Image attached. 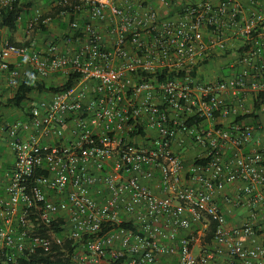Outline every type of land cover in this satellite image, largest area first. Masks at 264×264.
I'll list each match as a JSON object with an SVG mask.
<instances>
[{"label": "built area", "instance_id": "1", "mask_svg": "<svg viewBox=\"0 0 264 264\" xmlns=\"http://www.w3.org/2000/svg\"><path fill=\"white\" fill-rule=\"evenodd\" d=\"M72 2L61 45L0 42L12 88L75 75L0 126V264H264V0Z\"/></svg>", "mask_w": 264, "mask_h": 264}, {"label": "crops", "instance_id": "2", "mask_svg": "<svg viewBox=\"0 0 264 264\" xmlns=\"http://www.w3.org/2000/svg\"><path fill=\"white\" fill-rule=\"evenodd\" d=\"M24 3L30 1L31 6L28 8H25V13L23 14V18L20 19L17 29L15 31H8L7 29L3 28L0 30V42L3 39H8L13 42H21V43H28L33 44L35 48H42L45 46V44L48 41H54L55 43L61 45L64 41V38L66 36V32L68 31V25L70 20L73 18H79L80 23H84L89 19V15L86 9L81 8L78 15L77 13L71 15L69 13H65L62 15H55V18H50V21L45 24L46 30L40 31L39 29H35L32 32L28 33L26 32V21L33 15V12L37 9L39 10L43 15L47 14L49 12H53V7L56 4V0H21ZM145 3L155 8L159 14L165 15L167 13L173 14L174 12H177L180 7L181 3L184 5L188 2H194L197 0H171L170 4L165 5L160 0H144ZM217 1V0H212ZM246 3V1H244ZM172 6H176L177 10L172 12ZM78 15V16H75ZM232 57V56H231ZM229 61L231 59H228ZM17 61L20 62V58H11L10 62L15 64ZM224 58L217 57L215 60H210L209 63L202 66V77L205 80L208 79H215L218 75L222 73V69L226 68ZM220 65V70L217 65ZM215 65L219 72L217 71L214 74H212L213 78H207L206 76L209 74L210 69H212V66ZM224 65V66H222ZM228 70L226 71V73ZM62 75L59 73H54L49 75L48 77L44 78L42 81L46 84L51 85H59L63 80ZM15 91V88H12L8 85L6 73L4 71H0V126L4 123H14L16 121H22L26 119V110L27 105L29 103H36L37 99L44 95V93H37V92H31L27 95L26 100H24L23 108H17V107H10V106H4L3 102L11 97ZM260 121L264 123V115L259 117ZM4 144V145H3ZM7 145V137L5 133L3 132V129L0 127V170L2 173H6L10 170L12 164H13V154L11 151V154H6V150L4 146ZM218 202L224 206L223 201L221 199L218 200ZM242 214V211H236V215H227L229 221H236V219L239 217V215Z\"/></svg>", "mask_w": 264, "mask_h": 264}, {"label": "trees", "instance_id": "3", "mask_svg": "<svg viewBox=\"0 0 264 264\" xmlns=\"http://www.w3.org/2000/svg\"><path fill=\"white\" fill-rule=\"evenodd\" d=\"M57 2V0H56ZM77 4L76 2H72L71 5H66V6H60L55 4V6L53 7V12H49L47 14L42 15L41 18H39V22L37 25V29H39L40 31H45L46 30V26L45 24H43L41 21L42 19L46 18V17H50V18H55V15H57L60 11H65L68 12L69 14L73 15V11H74V5ZM31 6V2H23L21 0H13L8 6L4 7L1 9L0 11V29H7L8 31H15L17 29L18 23L20 21L21 18H23V14L25 13V8H28ZM175 10H177L176 6H172V12H174ZM11 41V39L9 40ZM210 58H206V60H204V65H206L207 63H209ZM222 73H226V71H224V69H222ZM74 78L75 75L72 74L71 76H69L68 78H66V80L60 84V85H51V84H46L45 82H43L42 80H25L22 81L18 87L15 89L13 95L9 98H7L4 102L3 105L4 106H10V107H19V108H23L24 105V100H26L27 95L31 92H37V93H43V92H57L60 90H64L67 89L69 87H71L74 84ZM264 99V93L260 94V96L258 97L257 100H255L254 102V110L252 113H250L249 115H251L254 118V122L255 120H257L258 114H256V111L260 109V106L263 102ZM239 119V117H238ZM213 227V224H211V228Z\"/></svg>", "mask_w": 264, "mask_h": 264}, {"label": "rangeland", "instance_id": "4", "mask_svg": "<svg viewBox=\"0 0 264 264\" xmlns=\"http://www.w3.org/2000/svg\"><path fill=\"white\" fill-rule=\"evenodd\" d=\"M37 28V27H36ZM222 66H224V65H222ZM217 67H219V70H220V65L218 64L217 65ZM215 65H213L212 66V69H210V72H209V74L206 76L207 78H213L212 77V74H214L215 75V73L218 71L219 72V70H218V68H217ZM224 71H227V68H224ZM4 145V144H3ZM4 148H5V150H6V154H8V155H10L11 154V151H10V149L8 148V146L7 145H5L4 146Z\"/></svg>", "mask_w": 264, "mask_h": 264}]
</instances>
